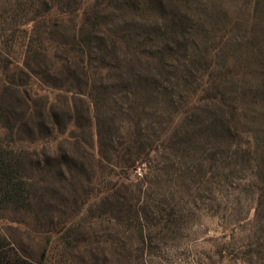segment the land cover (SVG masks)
Listing matches in <instances>:
<instances>
[{"label": "rangeland", "instance_id": "rangeland-1", "mask_svg": "<svg viewBox=\"0 0 264 264\" xmlns=\"http://www.w3.org/2000/svg\"><path fill=\"white\" fill-rule=\"evenodd\" d=\"M42 1L0 0V79L3 82L5 72L15 73L14 80L26 84L29 94L36 90L41 94L42 86L53 97L58 90L41 84V76L26 77L25 69V76L18 73L24 68L25 44L32 42L33 49H41L42 6L52 3ZM153 1L165 8L156 13L159 23L184 20L187 25L184 38H177L182 50L178 63L172 61L176 68L170 77L160 79V88L169 85L166 93L160 92L178 105L177 111L164 114L153 99L142 100L145 106L138 119L139 108L129 111V101L123 99L126 107L115 113L119 129L102 145L105 158L100 164L96 125L93 119L88 121L84 105L77 104L82 111L81 127L72 131L78 136L77 145L63 144L60 151H54L57 140L10 143L28 152L34 164L59 162L60 169L59 178L54 174L44 178L49 183L44 198L41 190H35L32 210L0 208V250L6 254L0 264L8 256L34 264H264V223L254 218L260 192L252 176L254 164L264 160V0ZM75 5L76 0H64L58 8L67 11ZM57 13L54 9L49 14ZM111 15L107 11L106 17ZM132 19L140 22L139 16ZM73 24L68 18L49 30H54V37L62 34L67 39ZM109 28L121 30L123 22ZM151 28V23H143L136 29L141 34L139 42H144L143 34ZM146 42L158 48L167 41L158 36ZM121 59L122 70L111 71L106 81L108 85L120 83L122 94L131 97L134 82L125 76L127 58ZM150 70L147 74L156 75L155 69ZM202 82L211 86L203 96L222 90L234 102H248L237 121L218 122L221 139L208 137L205 120L192 125L181 121L186 102ZM208 116L206 112L203 117ZM132 119L140 123L138 127L130 123ZM177 124L189 133L182 157L179 149L157 141L160 129L171 130ZM147 126L151 134L156 133L150 143L139 140V145L144 151L151 146L149 155L143 154L144 162L124 173L121 168L134 158L138 145L127 132ZM228 128L238 138L232 139ZM25 136L26 132L21 134ZM63 155L66 158L60 162ZM27 172L41 188L45 171ZM119 180L121 184L113 186ZM89 182L93 188L88 190V201L76 211L69 194H81ZM261 213L264 216V207Z\"/></svg>", "mask_w": 264, "mask_h": 264}, {"label": "trees", "instance_id": "trees-1", "mask_svg": "<svg viewBox=\"0 0 264 264\" xmlns=\"http://www.w3.org/2000/svg\"><path fill=\"white\" fill-rule=\"evenodd\" d=\"M51 1L49 6L45 3H43L44 6L41 5L44 11L41 15V49H33L32 42L25 44L27 52L25 62H23L24 68L19 69L18 73L25 76L26 70V77L27 75H39L41 84L57 89L58 92L50 97L41 86V94H38L37 90L29 94L25 89L26 84L14 80L15 73L5 72L3 82L0 79V208L3 207L2 209L32 210L36 202L34 194L37 191L35 190H41V199L49 190L48 180L44 178L53 174L55 179L59 178V162L48 165V161L44 160L39 166L29 161L28 152L23 148L15 149L10 146V143L16 144L21 140L31 143L35 138L43 144L45 139L57 140L52 148L54 151H60L63 144L77 145L78 136L72 131L74 128L80 129L81 127L79 122L82 111L78 110V105H84L88 121L91 122L93 119L96 125L98 144L96 159L100 164L105 158L102 145L106 141H111L115 130L119 129V126L115 127V113L126 107L123 102L125 99L129 101V107L127 106L129 111L139 108V115H136V118L143 113L144 100L153 99L155 107L162 108L164 114L167 111L170 114L175 113L178 107L171 98L168 99V96L160 92L163 90L166 93L169 85L165 89L160 88V84L164 76L170 77L171 70L173 67L176 68L172 61L177 60V55L182 50L178 48L177 38L183 39L187 32L184 20L159 23L156 13L159 9L164 11L165 8L161 2L157 3L153 0H76V5L72 10L67 11L58 8L60 1L64 0ZM54 9L58 10V13L51 17L49 13ZM107 11L113 12L109 18L106 17ZM137 16L140 20L138 23L132 19ZM68 18H72L74 22L70 37L64 39L62 34L54 37V30L49 29L53 28L56 22L64 23ZM120 20L123 22V28L112 31L109 25L114 22L119 23ZM143 23H151L152 28L148 34L143 32L144 42H139L141 40L138 36L141 34H137L136 29L141 28ZM126 32H131L133 35L128 36ZM158 36L167 42L158 48L154 44L148 47L146 41L154 40ZM122 57H126L128 61L123 65L126 67L125 76L128 80L133 79L134 82L131 85V97L128 94H122L120 83L108 85L106 81L111 77V71L116 73L122 70ZM168 61L171 62L168 64ZM150 69H155L157 76L147 74ZM144 71L146 75L142 76L141 73ZM116 75L114 77L117 78L118 75ZM158 76L160 78H157ZM117 80L120 81L118 78ZM131 81L128 83L130 84ZM208 86L206 87L205 82L197 85L192 94V100L186 102L181 121L183 120L187 125L193 122L201 124L205 120L203 123L205 133L216 140L223 136V130L218 128V122L223 124L224 121H237L239 114L246 111L248 102L247 100L242 104L234 102L222 90L219 93L216 92L215 96H203L204 92L211 88ZM128 98H131V101ZM206 112L209 114L207 118L203 117ZM159 115L162 116V112ZM133 119L130 123L138 127L140 123ZM25 132L27 136L21 137V134ZM127 133L132 140H137L138 145L135 148L134 158H128L127 162H124L126 164L121 168L125 171L124 173H127L135 163L144 162V156L149 155L148 149L151 146L148 145L145 151L141 150L139 140L140 142L146 140L150 143L151 136H154L156 132L151 134L147 126L140 131ZM226 133L232 139L238 138L237 133L231 132L229 128L226 129ZM158 134L157 141L169 148L179 149L178 156H183L186 151L185 141L189 139L188 131L182 130V126L177 124L171 130L160 129ZM123 148H128L127 144H124ZM43 152L41 149V153ZM65 158V155L61 156L60 162H63ZM27 170L45 171V174L41 175V188L36 182L34 183L33 176L26 174ZM55 171L57 172L54 173ZM252 176L260 192L256 200L254 218L264 223V216L261 213L264 207V160L254 164ZM90 184V182L86 183V188L79 195L69 194L76 211L88 201V190L93 188ZM120 184L119 180L114 182L113 186L118 187ZM5 255L1 249L0 259L3 260ZM3 262L5 264H34L20 257L10 259L9 256L8 260Z\"/></svg>", "mask_w": 264, "mask_h": 264}]
</instances>
